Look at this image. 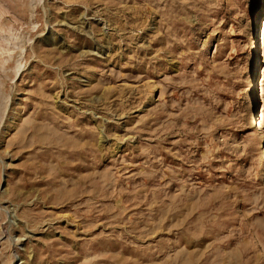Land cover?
I'll list each match as a JSON object with an SVG mask.
<instances>
[{
  "label": "rangeland",
  "instance_id": "rangeland-1",
  "mask_svg": "<svg viewBox=\"0 0 264 264\" xmlns=\"http://www.w3.org/2000/svg\"><path fill=\"white\" fill-rule=\"evenodd\" d=\"M263 14L0 0V264H264Z\"/></svg>",
  "mask_w": 264,
  "mask_h": 264
},
{
  "label": "bare ground",
  "instance_id": "bare-ground-1",
  "mask_svg": "<svg viewBox=\"0 0 264 264\" xmlns=\"http://www.w3.org/2000/svg\"><path fill=\"white\" fill-rule=\"evenodd\" d=\"M259 25H260V27L258 29V34H257L255 40H253V42H252V47H253L254 51L258 52L259 56H258V58L256 57L257 59L255 58V63L252 66L251 76L253 77L254 81H253L252 88L250 89V95L252 98L251 105L253 106L254 109H256V111H257L256 116L257 117L254 116V118H251V115H253V114H251L249 121L251 122V124L254 125L255 130L253 131V133L255 135H257V137L262 138V140H263V145H262L263 153H262V155H263V160H264V110L259 105V97L260 96H259L258 91H257L256 86H255L256 74L261 72L259 65L260 64L264 65L262 55L260 54L261 53L260 52V40L261 39L264 40V14H263L262 20H260V22H259Z\"/></svg>",
  "mask_w": 264,
  "mask_h": 264
}]
</instances>
